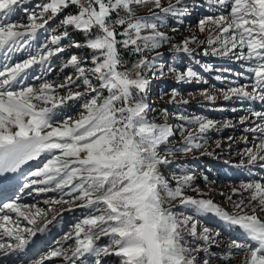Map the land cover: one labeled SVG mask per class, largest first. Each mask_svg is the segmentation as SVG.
Returning <instances> with one entry per match:
<instances>
[{
  "label": "snow or ice",
  "instance_id": "6c2138e0",
  "mask_svg": "<svg viewBox=\"0 0 264 264\" xmlns=\"http://www.w3.org/2000/svg\"><path fill=\"white\" fill-rule=\"evenodd\" d=\"M25 2L0 0V55L5 61L0 62V175L15 173L30 161L39 160L42 166L28 174L30 178L20 191H59L62 196L53 203L69 204V211L73 204L88 210L65 234L64 243L36 264L55 257L68 264L92 257L94 264H104L105 258L112 256L119 264H210L216 255L211 247L219 234L202 226L197 218L201 215H215L247 238L245 244L233 241L218 259L227 261L234 252H243V264H264V219L258 215L264 213V182L242 184L241 189L250 194L247 204L244 200L234 202L239 212L230 213L192 187L195 176L191 171L173 172L174 185L161 172L162 166L173 163L170 157L175 153L188 154L203 147L205 134L216 127L212 120L182 114L176 117L180 124H169L166 108L161 110L165 122L149 118L154 109L145 99L149 86L146 74L165 75L158 49L172 38L160 29L169 16L188 15L183 0L167 5L151 0L149 14H139L138 8L150 0H45L32 9H22L27 23L13 21L11 16ZM205 3L210 8L216 6L219 14L205 15L198 21L199 31L208 32V48L203 54L241 61L244 71L236 75L243 77L247 72L251 80L250 85L228 88L224 98L264 101V0ZM73 7L74 12H66ZM62 13L59 24L49 28ZM69 29L83 34L84 39H72ZM42 31L47 35L39 42ZM65 40L67 44L62 43ZM194 42L196 37H188L174 44L173 51L193 55L190 44ZM71 48L90 53L81 56L73 52L61 65V72L71 68L75 77L66 75L61 84L45 79L54 71L53 58ZM20 52L28 55L8 62ZM125 53L134 59L126 58ZM37 68L40 74H34ZM167 72L175 73L178 82L200 79L190 66L181 72L169 65ZM29 73L38 86L25 82ZM203 94L215 99L207 91ZM177 96L173 89L169 103L178 102ZM72 102L79 103L78 117L60 116L63 107ZM252 115L261 123L248 129L260 133L255 147L243 153L249 165L264 161V111ZM246 119L241 118V123ZM177 134L181 142L168 147ZM260 167L264 169V163ZM189 189L196 195L187 194ZM239 192L232 189L233 195ZM64 195L71 200H64ZM19 200L16 196L0 201V249L9 252L23 250L32 237L53 223L46 220L37 227L38 220L46 215L44 210ZM177 206L192 214L177 213ZM102 238L108 243L101 245ZM70 240L74 247H64Z\"/></svg>",
  "mask_w": 264,
  "mask_h": 264
},
{
  "label": "rangeland",
  "instance_id": "374dc122",
  "mask_svg": "<svg viewBox=\"0 0 264 264\" xmlns=\"http://www.w3.org/2000/svg\"><path fill=\"white\" fill-rule=\"evenodd\" d=\"M41 2H45V0H26L24 4L17 7V11L11 16V19L20 23H27V16L22 9L26 7L32 9L36 4ZM183 2L188 6V15L181 18L169 16L160 29L171 36L172 39L169 43L158 49V51L162 53L160 60H162L165 66L164 71L166 77L164 79L149 78V92L146 93L145 98L153 108H156V112H149V118L154 119L157 123L165 122V117L161 110L166 108L168 110L166 122L169 124H180L181 121L176 117L178 114H182L189 117L200 116L212 120L216 122V127L205 134L206 143L203 147L194 149L188 154L182 152L175 153L173 157H170L173 163L162 166L161 172L165 177L169 178L170 183L174 185L175 181L171 180L173 172L179 175L181 172L178 171V169H182L184 172L191 171L195 176V180L192 184L193 188H199L206 194L205 198L212 199L216 204L226 209L228 212H239V209L233 207L234 202L244 200L245 204H247L248 196L250 195L248 192H244L241 189V185L255 180L264 182V169L260 167V164L264 163V161H258L255 165L249 167L246 166L248 165V158L246 156L240 157L247 148L255 147V144L259 142L260 133L248 131V129H252L256 124L261 123L252 113L264 111V101L247 98L241 100L236 97L228 100L224 98V93L227 92L228 88L245 84L250 85L251 80L248 78L249 74L245 72L243 77L237 76L236 73L244 71V69L240 67L242 62L236 61L232 57L206 56L203 54L204 49L208 48V32L207 30L204 32L199 31L198 21L205 15L219 14L214 10L216 6H212L211 8L208 7L205 0H183ZM162 3L167 5L168 3H175V0H162ZM152 8L153 5L150 0L148 4L138 8V13L149 14V9ZM70 9H68L67 12H69ZM63 15L61 16L62 18ZM58 21L57 19L56 21L50 22L49 28L56 27L59 24ZM174 29L175 31H173ZM46 35L47 33L41 32L39 34V42H43ZM192 36L196 37L197 40V42L190 44V47L194 50L193 55L176 53L173 51L174 44H180L181 41ZM200 41L204 43H200ZM62 43L67 44L68 41H62ZM73 51L74 50L69 49L61 54L60 57L53 58L54 71L48 73L45 79L54 84H61L64 83V76L72 74L73 77H75V72L71 68L64 69L63 72L60 71L61 65L66 62ZM79 53L78 55L85 56L82 51ZM149 54L154 55V53ZM27 55V52L13 54L12 61L8 62L18 61L26 58ZM0 62H5L2 55H0ZM169 65H175L181 72L185 71L187 67L190 66L198 74L200 79H193L191 82H178L175 73L167 72V66ZM207 66H210V68ZM34 74H40V70L37 68ZM32 75L33 73H29V77L26 78L25 82L38 86L39 82L31 79ZM217 77H219V79H217ZM173 89L178 91V96L176 97L178 102L169 103ZM73 90L75 91L77 89ZM79 90L82 91L83 88ZM248 90L251 91L250 88ZM205 91H207L209 96L215 97V99H207L203 94ZM60 94L64 95L65 92L62 91ZM183 101H187V103H183ZM257 101L259 103V108L254 109L253 105L256 104ZM80 111L79 103L72 102L68 106L63 107L59 115H71L73 118H77ZM247 111H249L248 114H246ZM244 117H247L246 120H248L246 124L244 123L246 120L241 123V118ZM226 124H230V126H225ZM193 130H195V127H193ZM181 140L182 137L177 134L168 147L178 145ZM201 142L203 143V141ZM218 143L219 147H217ZM30 162L19 169V176L17 172L8 174L10 176L11 174H17V178L20 181L15 185L16 190L13 192V199L19 196V203L30 206L36 205L44 210L46 215L38 220L37 227L43 226L46 220H52L53 223L48 226L46 231L37 233L35 237L31 238V242H36L34 245L30 242L31 244L29 243L23 250L11 252L0 249V264H36V261L40 260L41 257L49 255L51 250H54L56 247L60 246L61 243H64L63 237L65 234L71 232L73 230V225L88 214L87 209L77 208L75 204L71 205L72 210L69 211L67 210L70 207L69 204L53 203V201L61 198L62 193L59 191L36 193L32 191V189H24V191L21 192L20 189L23 187L26 178H30L28 174L37 167L42 166L39 160H36V163L33 165ZM227 166H229V169L224 172L223 169ZM237 166L244 167L241 176L238 175L236 176L237 178H229L230 175L236 172ZM0 176L6 175L3 174ZM43 186L45 185H35L33 187ZM47 186L53 187L52 185ZM233 188L240 189V192L233 195ZM67 191L68 189H65V192ZM221 193H224V195H221ZM187 194L196 195L191 189L187 190ZM228 196H231V199H228ZM63 199L71 200V197L64 195ZM76 203L79 202L77 201ZM173 203L175 204L176 202ZM246 210L250 211V209ZM174 211L187 215L192 214L190 210H186L179 206L175 207ZM11 215L15 219V214ZM258 215H261V218L264 219V213H258ZM54 217L55 220H53ZM197 218L200 220L202 226L209 228L213 234H219L216 245L211 247V252L216 255L211 258L210 264H243V252H234L232 258L227 261L220 260L218 257L230 248L233 241L241 244L248 243L245 234L238 228L223 222L215 215H201ZM23 224L31 227V225H27L26 221H24ZM44 233L49 234L50 237L48 238L46 236L47 240L45 242L42 241L45 237L43 235ZM234 233H239V235L234 236ZM43 243L48 244L46 250L41 248L38 250L37 254H35L36 252L34 253V257H32L33 255L28 257L27 255L24 259L18 258V256L27 253L30 246H35L36 244L43 245ZM99 243L101 245L107 244L108 239L102 238ZM192 246L194 247L195 245ZM64 247H74V241H68L64 244ZM201 257H203V254H201ZM2 258L7 260V262ZM45 264H68V262L62 257H55L45 261ZM77 264H94V260L92 257L82 258L77 261ZM104 264H119V261L118 258L112 256L105 258Z\"/></svg>",
  "mask_w": 264,
  "mask_h": 264
},
{
  "label": "bare ground",
  "instance_id": "6f19581e",
  "mask_svg": "<svg viewBox=\"0 0 264 264\" xmlns=\"http://www.w3.org/2000/svg\"><path fill=\"white\" fill-rule=\"evenodd\" d=\"M259 101V100H258ZM258 101L256 102V104H254L253 106V108L255 109V108H259L258 107V105H259V103H258ZM249 110V109H248ZM252 110V109H251ZM253 111H255V110H253ZM249 113V111H247V113L246 114H248ZM245 124L246 123H248V120H246L245 122H244ZM238 134V133H237ZM242 156H244L243 155V153L240 155V157H242ZM30 163H32V165L34 164V163H36V161H31ZM239 166V165H238ZM236 167V172L234 173V174H232V175H230L229 176V178H235L236 176H241V173H242V171L244 170V167L243 166H241V167ZM246 166H249V167H251V166H253V165H246ZM221 169H222V167H221ZM229 169V166H227L225 169H223L224 170V172L226 171V170H228ZM12 176V177H11ZM11 176L10 175H6V176H0V193L1 192H4V193H2V196H1V199H9V198H12L13 196H14V190H15V185L17 184V182H19V180H18V178H17V174L15 175H13V174H11ZM228 176V175H227ZM237 178V177H236ZM247 196V195H246ZM245 197V196H244ZM22 200V199H21ZM262 215V214H261ZM260 215V216H261ZM264 217V216H263ZM234 236H238L239 235V233H234L233 234ZM222 238H224V237H222ZM46 245V244H45ZM31 247H34V246H31ZM38 248H40V246H38ZM38 248H34V251H36ZM9 252V251H8ZM34 253L33 252H31V251H29L28 252V257H30V256H32ZM24 257H19V259H23ZM5 262H7V260H5L4 258H2ZM1 259V260H2Z\"/></svg>",
  "mask_w": 264,
  "mask_h": 264
},
{
  "label": "trees",
  "instance_id": "16d2710c",
  "mask_svg": "<svg viewBox=\"0 0 264 264\" xmlns=\"http://www.w3.org/2000/svg\"><path fill=\"white\" fill-rule=\"evenodd\" d=\"M68 10V9H67ZM67 10H66V12H67ZM76 9L73 7V8H71L70 9V11L69 12H74ZM64 13H62L61 15H60V17H58L57 19L58 20H60L62 17V15H63ZM57 19H55V20H53V21H56ZM58 23H59V21H58ZM69 31H70V33H71V37H72V39H74V40H80V41H82L83 39H84V37H83V34H81V33H79V32H75V31H72L71 29H69ZM67 41V40H66ZM71 50H74L73 52H75V53H77V54H80L79 52L80 51H82L84 54H85V56L86 55H90V53H89V51L87 50V49H83V48H81V49H76V48H71ZM72 52V53H73ZM148 55L149 56H151L152 54H149L148 53ZM125 56H126V58H128V59H134V57H128V55H127V53H125ZM160 63L161 64H163V62H162V60H160ZM147 78L149 79H152V78H155V79H164L166 76V73H165V75L164 76H160L158 73H157V75L156 76H152V74H151V72H148L147 74ZM150 81V80H149ZM150 83V82H149ZM149 87V86H148ZM149 92V90H147V93ZM146 99V98H145ZM152 108H153V106H151ZM154 109V112H156V108H153Z\"/></svg>",
  "mask_w": 264,
  "mask_h": 264
}]
</instances>
